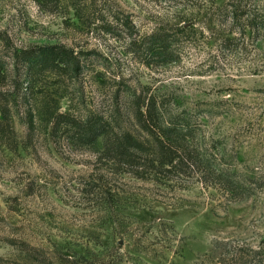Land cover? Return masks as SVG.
Masks as SVG:
<instances>
[{
  "label": "rangeland",
  "instance_id": "rangeland-1",
  "mask_svg": "<svg viewBox=\"0 0 264 264\" xmlns=\"http://www.w3.org/2000/svg\"><path fill=\"white\" fill-rule=\"evenodd\" d=\"M228 3L0 0V30L14 46H64L84 64L79 77L49 76L39 101L116 115L137 132L122 107L129 86L167 116L192 119L195 143L238 182L225 187L202 165L166 184L116 173L97 153L53 140L39 119L29 146L19 93L10 103L19 148L0 146V264H36L34 253L42 264L61 254H95L90 264H264V28L250 23L264 17V0L245 1L236 20ZM178 23L190 28L180 60L147 66L128 51L134 27Z\"/></svg>",
  "mask_w": 264,
  "mask_h": 264
},
{
  "label": "trees",
  "instance_id": "trees-1",
  "mask_svg": "<svg viewBox=\"0 0 264 264\" xmlns=\"http://www.w3.org/2000/svg\"><path fill=\"white\" fill-rule=\"evenodd\" d=\"M36 1L39 5L50 2ZM245 1L229 0L228 16L238 19L241 15L239 9L244 8ZM242 11V14L247 12ZM250 20L253 28H264V17L253 14ZM180 23L177 26L156 25L141 33L132 26L134 31L129 36L128 51L147 66L180 60L181 48L190 32L189 27ZM83 69L84 64L72 49L59 45L19 48L14 46L6 31L0 30V146L11 151L19 148L10 103L13 99L16 101L20 93L25 101L29 146L39 119L41 125L50 130L53 140H62L73 150L97 153L98 158L116 173L166 184L175 178L190 176L191 171L202 165L225 187L238 186V182L219 170L201 151L199 143H195L197 129L192 119L184 115L167 116L154 98H146L129 86L123 92L122 107L132 111L139 125L137 132L121 124L116 115L106 116L96 111L77 115L61 112L58 103L49 98L39 101L40 90L49 76L79 77ZM118 112L121 114L120 107ZM8 241L28 252L27 246H21L13 239ZM91 255L72 257L61 254L54 264H90L95 254ZM30 257L36 264L43 263L36 253Z\"/></svg>",
  "mask_w": 264,
  "mask_h": 264
}]
</instances>
